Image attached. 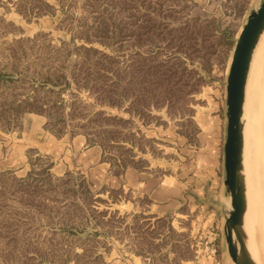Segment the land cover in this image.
<instances>
[{"label":"rangeland","instance_id":"obj_1","mask_svg":"<svg viewBox=\"0 0 264 264\" xmlns=\"http://www.w3.org/2000/svg\"><path fill=\"white\" fill-rule=\"evenodd\" d=\"M260 2L0 0V264H234L227 77Z\"/></svg>","mask_w":264,"mask_h":264},{"label":"water","instance_id":"obj_2","mask_svg":"<svg viewBox=\"0 0 264 264\" xmlns=\"http://www.w3.org/2000/svg\"><path fill=\"white\" fill-rule=\"evenodd\" d=\"M263 34L264 0H261L259 6L248 16L238 35L227 77L224 183L231 207L227 211L224 230L228 252L234 264H257L249 251L244 227L247 196L244 175L243 116L249 73Z\"/></svg>","mask_w":264,"mask_h":264},{"label":"bare ground","instance_id":"obj_3","mask_svg":"<svg viewBox=\"0 0 264 264\" xmlns=\"http://www.w3.org/2000/svg\"><path fill=\"white\" fill-rule=\"evenodd\" d=\"M262 55L264 56V34L255 51L249 73L243 116L245 122L244 175L248 205L244 219V227L247 232L249 251L257 264H264V163L257 158L259 154L257 146L261 144L262 139L260 135H256L260 120H256L254 117L255 115L250 107V102L254 97L255 87L257 85L262 86L264 83V77L260 78L257 75L259 59ZM250 205L251 217L249 216ZM249 236L257 242L259 248L254 246Z\"/></svg>","mask_w":264,"mask_h":264}]
</instances>
